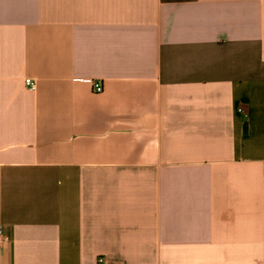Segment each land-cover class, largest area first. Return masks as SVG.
Returning a JSON list of instances; mask_svg holds the SVG:
<instances>
[{"label": "crops", "instance_id": "0c3cea01", "mask_svg": "<svg viewBox=\"0 0 264 264\" xmlns=\"http://www.w3.org/2000/svg\"><path fill=\"white\" fill-rule=\"evenodd\" d=\"M0 231V264H264V0H0Z\"/></svg>", "mask_w": 264, "mask_h": 264}, {"label": "built area", "instance_id": "2783aa9c", "mask_svg": "<svg viewBox=\"0 0 264 264\" xmlns=\"http://www.w3.org/2000/svg\"><path fill=\"white\" fill-rule=\"evenodd\" d=\"M88 81L91 82V84L93 85L95 92H102L104 90V86H103V83L101 81H97V80H93V79H88ZM25 83L28 86V88H30L31 90H36L37 83L33 78L27 77L25 79ZM2 238H3L2 233L0 231V243L2 242ZM98 264H104V259L99 258Z\"/></svg>", "mask_w": 264, "mask_h": 264}]
</instances>
